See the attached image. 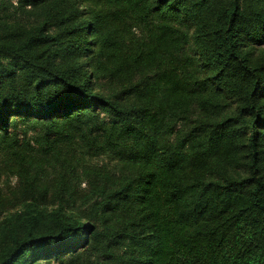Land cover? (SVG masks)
<instances>
[{"label":"trees","instance_id":"1","mask_svg":"<svg viewBox=\"0 0 264 264\" xmlns=\"http://www.w3.org/2000/svg\"><path fill=\"white\" fill-rule=\"evenodd\" d=\"M0 264H264V0H0Z\"/></svg>","mask_w":264,"mask_h":264}]
</instances>
